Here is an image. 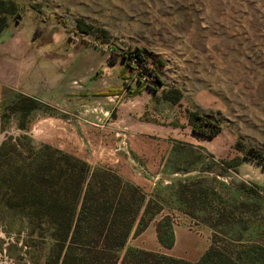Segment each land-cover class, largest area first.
Returning <instances> with one entry per match:
<instances>
[{
    "label": "rangeland",
    "instance_id": "obj_1",
    "mask_svg": "<svg viewBox=\"0 0 264 264\" xmlns=\"http://www.w3.org/2000/svg\"><path fill=\"white\" fill-rule=\"evenodd\" d=\"M12 1L16 13L0 30V264H47L45 218L32 197L20 198L44 158L61 169L52 183L84 161L108 184L117 175L142 192L148 224L127 247L142 237L151 245L157 225L173 237L157 252L183 260L198 259L212 236L232 256L264 246V165L237 145L264 153V0ZM75 20L105 30V47L144 46L164 58L163 87L125 80L101 47L66 32ZM172 88L182 90L176 103L163 97ZM21 96L38 107L13 111ZM189 110L222 129L194 133Z\"/></svg>",
    "mask_w": 264,
    "mask_h": 264
},
{
    "label": "trees",
    "instance_id": "obj_2",
    "mask_svg": "<svg viewBox=\"0 0 264 264\" xmlns=\"http://www.w3.org/2000/svg\"><path fill=\"white\" fill-rule=\"evenodd\" d=\"M16 9V4L12 0H0V30L5 26L6 15L16 13ZM60 22L62 23V20ZM63 28L70 36L74 35L73 39L91 41L95 47H101L106 53L107 63L120 64V71L128 82L136 79L140 83L144 82L147 88L154 91L163 87L161 73L166 61L160 55L144 46L134 45L126 50L114 44L105 47L106 31L100 30L95 33L91 25L81 20H75L71 27L63 25ZM121 91H123L121 88L109 89L110 94H118ZM163 97L176 103L182 97V90L169 89L163 93ZM37 107V101L26 96H21L11 104L13 111L23 115ZM187 118L191 131L202 136H213L223 126V121L210 118L195 110H189ZM237 145L242 151L243 158L264 165L262 151L252 145L244 147L240 138ZM61 157L67 162L66 154ZM49 163L48 158L41 159L37 163L31 171V174L35 175L31 178L32 188L27 192V196L20 193L21 199L32 197L34 205L38 207L36 213L45 218L46 229L52 239L51 253L46 259L47 264H258L264 262V246L253 245L246 256L241 252H236V256H232L225 245L217 244L214 236L209 247L194 262L159 252L127 247L131 233H140L148 224V220H144L147 208H143L142 192L117 175L114 176L113 184H108L110 175L104 173V170L90 171L84 161H80L81 166L77 172L74 170V165L65 166L63 168L65 173L55 174L53 178L55 183H52L48 178L53 176L54 171L61 169H51ZM135 224L136 228H134ZM156 230L159 243L164 247H170L173 244L171 233L162 231L160 225H157ZM124 247L126 248L124 253L118 255L117 251Z\"/></svg>",
    "mask_w": 264,
    "mask_h": 264
},
{
    "label": "crops",
    "instance_id": "obj_3",
    "mask_svg": "<svg viewBox=\"0 0 264 264\" xmlns=\"http://www.w3.org/2000/svg\"><path fill=\"white\" fill-rule=\"evenodd\" d=\"M149 231L153 232V241L151 242V245H147V242L145 241L144 237H142L141 238V244L135 245V246L132 245V246L137 247V248H141V249H145V250L155 251V252L159 251L160 248L164 249L163 246L159 243V241L157 239V235H156V232H155V227L152 230L149 229ZM144 233H145V231H143L141 234H138V235L139 236L142 235V234L144 235ZM177 239H178V237L175 235V240H177ZM130 240H131V238L128 240V243L131 242ZM174 256L178 258L177 255H173V257ZM182 258H184V257H182ZM184 259L193 261V260H196L197 258L196 259H194V258L193 259L184 258Z\"/></svg>",
    "mask_w": 264,
    "mask_h": 264
},
{
    "label": "water",
    "instance_id": "obj_4",
    "mask_svg": "<svg viewBox=\"0 0 264 264\" xmlns=\"http://www.w3.org/2000/svg\"><path fill=\"white\" fill-rule=\"evenodd\" d=\"M1 138V137H0Z\"/></svg>",
    "mask_w": 264,
    "mask_h": 264
}]
</instances>
